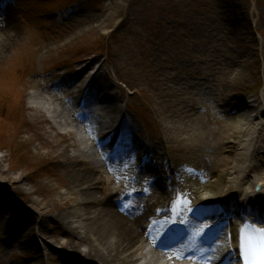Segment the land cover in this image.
I'll return each mask as SVG.
<instances>
[{
	"label": "rangeland",
	"instance_id": "1",
	"mask_svg": "<svg viewBox=\"0 0 264 264\" xmlns=\"http://www.w3.org/2000/svg\"><path fill=\"white\" fill-rule=\"evenodd\" d=\"M0 1L15 34L5 47L0 43V189L7 194L0 243L19 239L25 223L31 243L5 253L1 264H17L19 256L30 264H63L64 255L85 260L87 247L75 250L69 234L84 238L85 228L66 222L81 207L73 181L80 172L70 163L74 135L63 142L62 131L31 104L36 79L41 85L59 73L76 79L83 66L103 59L102 71L122 85V105L141 110L147 135L157 142L163 134L171 148H182L164 151L175 165L190 158L193 128H204L206 116L194 111L207 103L199 89L210 81L221 100L264 104V0H124L114 15V0ZM207 144L205 138L197 160L209 158ZM219 153L225 157L227 149ZM93 187L102 198L113 192L109 181ZM33 227L40 238L31 236Z\"/></svg>",
	"mask_w": 264,
	"mask_h": 264
},
{
	"label": "bare ground",
	"instance_id": "2",
	"mask_svg": "<svg viewBox=\"0 0 264 264\" xmlns=\"http://www.w3.org/2000/svg\"><path fill=\"white\" fill-rule=\"evenodd\" d=\"M110 4L112 5L111 13L114 15L119 11L120 6L124 5V0H114ZM9 23L8 19H2L0 11V36L5 31H8L10 28ZM6 36L7 38L0 39V43L4 47L5 44L14 40L15 34L12 31H8ZM93 78L94 76L90 71L77 81L79 91L81 88H85ZM58 87L55 85L48 88L43 87L41 90L34 89L31 93L30 102L42 112L44 111L49 116V119H52L54 125L62 131L63 135L61 139L63 141L71 140V134H75L73 138L75 142L72 145L76 144V147L80 148L82 153V158L79 157L75 161L70 162L71 165L75 164L73 165V169H77L80 172L73 181L77 187L80 186L81 191L78 194L81 199L79 205L81 207L75 209L72 217L69 218L70 220L66 222L76 219L79 224L84 226L85 236L81 238L72 231H69L71 238L73 236L75 239L72 246L75 250H78L80 246H86L85 257L83 256V258H85L84 261L91 264H168L158 253H152L146 248L144 243L145 230L142 229L146 210L150 209L149 204L154 202L155 199L156 201L163 199L161 192L162 181L155 180L153 184L147 185V191H145L147 192L145 195L147 196V199H145L147 206L142 209L133 210L129 208V204L136 203L137 201L132 197H124L121 205H119L116 200L117 196L113 195V193L108 194L105 198L97 196L95 187L93 186L97 185V183H103L98 178V175L102 171L99 164L100 161L94 158L92 148H88L84 134L78 130L76 119L72 118L73 110L69 109V102H65L61 98L68 91ZM103 94L107 96L97 94L98 98L108 97L107 99H109V97H112L113 90L109 89V91L103 92ZM227 111H233L234 113L228 118L232 143L227 148V157L220 163L221 169L217 166L207 168L211 175V180L206 183L198 182V178L186 177L183 183L184 197L187 198V204L193 208L219 203L228 212L251 216L258 222L264 221V186L258 191L260 193L257 194L252 181L249 179L250 172L256 171L261 165L260 161L264 160V136L262 131H257L258 128H264V109L260 108L256 101L248 99L238 107L234 105L230 106ZM252 115H256V118L252 121L254 127L250 126L247 120H245L252 117ZM236 117L238 118L235 119ZM257 118L263 121L262 125H259ZM244 130L245 133H242ZM198 140L197 138L196 141ZM168 141L166 140V143H163L164 146H167ZM222 142L219 143V148ZM159 146H162V144ZM197 155L194 152L191 156L196 157ZM199 165H201L200 168L202 169L207 166L203 163H199ZM66 170L67 168L64 171L65 173H67ZM259 180L261 181L260 184L263 185L264 175H260ZM144 185L143 177H140L139 181L135 184L137 188L141 189H144ZM192 186L195 187V192L190 190ZM5 192V189H0V223L3 221V202L7 195ZM139 200V203L144 202L142 199ZM39 222L42 223V220ZM62 224L68 229L64 222ZM40 226H42L43 231L48 229L42 224ZM28 229L27 225L25 230H22V233H20L19 239H16L17 237L14 236L12 242H7L5 245L0 243V254L9 253L13 249L17 250V248H30V238L28 233H26ZM32 230H34V234ZM32 230L30 232L31 236H36L34 227ZM40 232L38 231V233ZM38 237L40 238L39 234ZM92 250L99 252V256H104L102 259L103 263L99 260L91 259Z\"/></svg>",
	"mask_w": 264,
	"mask_h": 264
},
{
	"label": "snow or ice",
	"instance_id": "3",
	"mask_svg": "<svg viewBox=\"0 0 264 264\" xmlns=\"http://www.w3.org/2000/svg\"><path fill=\"white\" fill-rule=\"evenodd\" d=\"M183 207V205H181ZM189 211L195 209L189 206ZM186 224V221H174V223ZM264 224V221H260ZM240 230L239 259L240 264H264V227H258L256 221L243 222ZM207 227V226H206ZM170 231V230H169ZM164 236L162 234V240ZM168 247L167 244L164 245ZM171 258H177L175 256Z\"/></svg>",
	"mask_w": 264,
	"mask_h": 264
}]
</instances>
